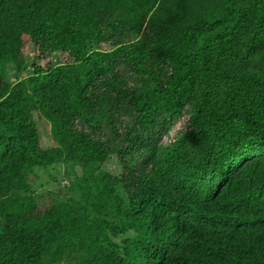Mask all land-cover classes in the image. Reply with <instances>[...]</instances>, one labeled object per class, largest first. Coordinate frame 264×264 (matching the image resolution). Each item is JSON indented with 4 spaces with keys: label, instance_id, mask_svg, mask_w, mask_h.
<instances>
[{
    "label": "trees",
    "instance_id": "obj_1",
    "mask_svg": "<svg viewBox=\"0 0 264 264\" xmlns=\"http://www.w3.org/2000/svg\"><path fill=\"white\" fill-rule=\"evenodd\" d=\"M0 264H264V0H0Z\"/></svg>",
    "mask_w": 264,
    "mask_h": 264
},
{
    "label": "rangeland",
    "instance_id": "obj_2",
    "mask_svg": "<svg viewBox=\"0 0 264 264\" xmlns=\"http://www.w3.org/2000/svg\"><path fill=\"white\" fill-rule=\"evenodd\" d=\"M24 57L29 59V61L33 60V54H32V46L31 44H27L24 47ZM56 59V58H53ZM59 60H56L58 62ZM37 122H38V131L40 135V145L43 149L52 148L55 143L53 139L51 138L50 134V125L49 123L44 119H39V116H35ZM186 119L180 120L172 129L170 133V137H172L176 131L182 129L187 125ZM167 138L164 139L166 141ZM103 169L107 172H110L112 174H119L120 173V166L114 156H112L103 166ZM78 173L80 174V170L76 169ZM67 168L65 165H60L52 170H49L48 172L37 169L35 170V178L33 179L34 182V189L36 190L35 194L43 195V199L41 200L39 209H45L48 205L52 204V198L49 197L46 193L53 192L58 193L60 195H67L66 187L69 185L70 180L67 176ZM52 178L57 179V182H54Z\"/></svg>",
    "mask_w": 264,
    "mask_h": 264
}]
</instances>
